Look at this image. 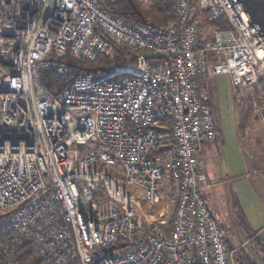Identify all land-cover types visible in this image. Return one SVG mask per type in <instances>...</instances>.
Instances as JSON below:
<instances>
[{"label": "built area", "instance_id": "built-area-1", "mask_svg": "<svg viewBox=\"0 0 264 264\" xmlns=\"http://www.w3.org/2000/svg\"><path fill=\"white\" fill-rule=\"evenodd\" d=\"M192 1L230 28L199 42L191 0H174L165 29L129 26L96 0H0V252L16 258L24 245L36 264H235L232 231L204 195L214 182L201 144L215 129L198 92L227 76L238 103L264 96V39L236 0ZM117 45L133 65L80 72L56 96L40 83L43 70L68 74L50 55L93 61ZM163 180L176 190L151 215Z\"/></svg>", "mask_w": 264, "mask_h": 264}, {"label": "rangeland", "instance_id": "rangeland-1", "mask_svg": "<svg viewBox=\"0 0 264 264\" xmlns=\"http://www.w3.org/2000/svg\"><path fill=\"white\" fill-rule=\"evenodd\" d=\"M214 85V97H208V101L216 125L221 131L224 145L219 160L210 158L205 163L206 171L211 172L210 174L218 179V182L216 187L205 190L204 194L218 222L226 223L231 229L234 228L236 235H246L245 231H247L253 237L264 227V167L259 165L264 160V96L260 95V98L257 97L253 101L249 100L252 119L244 138L239 141L236 140L237 115L229 93L228 77L219 76ZM258 90L256 87V91ZM202 94L201 90L200 95ZM257 149H259L257 154L249 155L250 151ZM101 170L105 173L113 171L108 165L102 166ZM129 190L135 191L138 198H143L142 190L134 186L129 187ZM164 194L165 191L161 188L158 204L154 207L145 205L148 213L158 214ZM262 250L261 253L264 254V248Z\"/></svg>", "mask_w": 264, "mask_h": 264}, {"label": "trees", "instance_id": "trees-1", "mask_svg": "<svg viewBox=\"0 0 264 264\" xmlns=\"http://www.w3.org/2000/svg\"><path fill=\"white\" fill-rule=\"evenodd\" d=\"M97 6L111 15L120 18L129 26L140 24H150L155 27L165 29L174 20V0H96ZM196 8L194 1L190 2L191 13ZM192 20V16H191ZM209 25L215 30H227L229 25L221 18L216 21L209 22ZM49 58H54L59 64L65 65L68 74L64 77L57 76L50 70H43L40 73V83L52 95L56 96L58 92L67 86L73 78L80 72L102 73L121 66H131L134 63V56L127 52L126 48L117 45L114 48L112 57H98L96 60L89 61L80 57L74 56L67 52L63 56L50 55ZM237 115V132L241 139L244 138L248 124L252 119L251 104L249 100H241L236 105ZM170 124L166 123L165 130H159L158 133L164 137L158 142L155 154L165 156L169 148L163 147L164 143L170 141ZM86 148L78 147V151L82 154ZM264 167L263 162L259 163ZM163 190L166 194H170L176 190V183L173 180H163ZM100 195L94 194L96 199ZM136 232L141 233L144 230L139 219H136ZM119 247L126 248L128 245ZM37 257L32 255L30 248L23 246L18 247V256L12 257L5 252H0V264H36Z\"/></svg>", "mask_w": 264, "mask_h": 264}, {"label": "crops", "instance_id": "crops-1", "mask_svg": "<svg viewBox=\"0 0 264 264\" xmlns=\"http://www.w3.org/2000/svg\"><path fill=\"white\" fill-rule=\"evenodd\" d=\"M191 16H192V21L195 22L199 27V32H198L199 42L204 43L206 41L211 40L213 37L215 29H213L209 25V21H207L204 18L203 14L197 8L192 10ZM218 77H215V78H212V79L206 81L198 92L199 97L201 96L202 98L201 97L200 98L202 99V101L209 107V110H210V113H211V116L213 119V123H214V129H215L214 138L211 141H207V142H204L201 144V155L199 157V160L201 163L200 171L205 175V177L207 178L208 181L214 182L213 185H211L205 189L206 191L211 189V188L216 187L218 179L216 180V178L210 174L211 172L209 173V171L208 172L206 171L205 163L210 158H211V160H219L220 151L222 152V148L224 145V143L221 140V138H222L221 137L222 136L221 131L219 130L218 126L216 125L217 123L215 122V118L212 114V109H211V107L209 105V101H208V97H211V96L214 97V95H213L214 88H215L214 84H215L216 78H218ZM228 80H229V84H230V88H229L230 92L229 93H230V97L232 98L231 101L234 103V111H235V107L238 104V102L235 99V96L237 93L234 90V87L231 83V80L229 78H228ZM201 90L203 91L202 95H200ZM258 94L259 93L256 92L255 99H257V97L260 98L259 97L260 95H258ZM257 117H259V116H257ZM236 137H237L236 140L241 139V138H239L238 133H237ZM258 150L259 149H257L256 151H250L249 155L253 156L254 154H257ZM221 156H222V153H221ZM205 190H204V192H205ZM222 208H224V206H222ZM221 225L232 231L229 234L228 243H229V249L232 252L235 264H264V254L261 253V252H263L262 249L264 248L263 247V245H264V227L261 228L260 230H258L256 235L251 237V235H249L247 233V231H245L246 235H236V234H234V232H235L234 228L231 229V227L227 226L226 223H223ZM261 243H262V246H261ZM252 244H253V247H252ZM258 249H259V251H257ZM256 253L259 256H257ZM260 256H262V257H260Z\"/></svg>", "mask_w": 264, "mask_h": 264}, {"label": "water", "instance_id": "water-1", "mask_svg": "<svg viewBox=\"0 0 264 264\" xmlns=\"http://www.w3.org/2000/svg\"><path fill=\"white\" fill-rule=\"evenodd\" d=\"M247 16L249 22L258 28V33L264 39V0H236Z\"/></svg>", "mask_w": 264, "mask_h": 264}]
</instances>
